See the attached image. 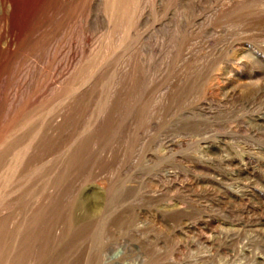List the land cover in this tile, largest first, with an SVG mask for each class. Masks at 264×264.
Instances as JSON below:
<instances>
[{"label":"rangeland","instance_id":"374dc122","mask_svg":"<svg viewBox=\"0 0 264 264\" xmlns=\"http://www.w3.org/2000/svg\"><path fill=\"white\" fill-rule=\"evenodd\" d=\"M0 264H264V0H0Z\"/></svg>","mask_w":264,"mask_h":264}]
</instances>
